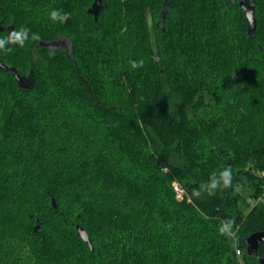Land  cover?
<instances>
[{
    "label": "trees",
    "instance_id": "trees-1",
    "mask_svg": "<svg viewBox=\"0 0 264 264\" xmlns=\"http://www.w3.org/2000/svg\"><path fill=\"white\" fill-rule=\"evenodd\" d=\"M102 1L0 0V264H264V0Z\"/></svg>",
    "mask_w": 264,
    "mask_h": 264
},
{
    "label": "water",
    "instance_id": "water-1",
    "mask_svg": "<svg viewBox=\"0 0 264 264\" xmlns=\"http://www.w3.org/2000/svg\"><path fill=\"white\" fill-rule=\"evenodd\" d=\"M102 8H103V1L102 0H94L93 4L89 10H90V12H92L94 14L95 18L97 19L99 12L101 11ZM249 16H252V15L249 14ZM13 32H14V30H13ZM9 38H10V34L8 35V39ZM0 66L4 69L11 70L15 74L16 79H17L20 86H22L24 88H28L32 84V81H31V84L29 85L30 76L25 77V76L21 75L15 67H12V66L5 64L2 60H0ZM53 205H55L54 199H53ZM39 228H40V220L38 219L36 226H35V230H38ZM78 234L86 242H88V244L91 248L93 247L92 241L89 237L87 230L80 225H78ZM263 242H264V230L256 231V232L250 234L247 237V249H246L247 253L249 255H252V256H258L259 251H260V246ZM262 262H264L263 259H262Z\"/></svg>",
    "mask_w": 264,
    "mask_h": 264
},
{
    "label": "built area",
    "instance_id": "built-area-1",
    "mask_svg": "<svg viewBox=\"0 0 264 264\" xmlns=\"http://www.w3.org/2000/svg\"><path fill=\"white\" fill-rule=\"evenodd\" d=\"M173 186H174V190H175L176 193H177V197H178L179 199H182L183 194H184V192H185L184 188H183V187H182L177 181H175V182L173 183ZM237 253H238L239 255L241 254L240 249L237 250Z\"/></svg>",
    "mask_w": 264,
    "mask_h": 264
},
{
    "label": "rangeland",
    "instance_id": "rangeland-1",
    "mask_svg": "<svg viewBox=\"0 0 264 264\" xmlns=\"http://www.w3.org/2000/svg\"><path fill=\"white\" fill-rule=\"evenodd\" d=\"M263 174H264V172H263ZM242 192H243L245 198L247 199V203H250L251 201H253L252 198L249 196V194H250V189L249 188H244L242 190ZM259 199H264V195H262Z\"/></svg>",
    "mask_w": 264,
    "mask_h": 264
},
{
    "label": "clouds",
    "instance_id": "clouds-1",
    "mask_svg": "<svg viewBox=\"0 0 264 264\" xmlns=\"http://www.w3.org/2000/svg\"><path fill=\"white\" fill-rule=\"evenodd\" d=\"M52 16H53V17H55V16H56V13H55V12H53V13H52Z\"/></svg>",
    "mask_w": 264,
    "mask_h": 264
},
{
    "label": "flooded vegetation",
    "instance_id": "flooded-vegetation-1",
    "mask_svg": "<svg viewBox=\"0 0 264 264\" xmlns=\"http://www.w3.org/2000/svg\"><path fill=\"white\" fill-rule=\"evenodd\" d=\"M245 5H248V3L246 2V4Z\"/></svg>",
    "mask_w": 264,
    "mask_h": 264
}]
</instances>
